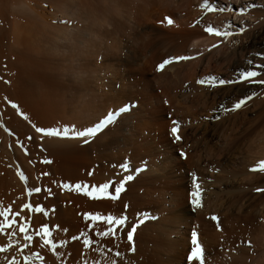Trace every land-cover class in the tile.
I'll return each instance as SVG.
<instances>
[{
	"label": "bare ground",
	"instance_id": "obj_1",
	"mask_svg": "<svg viewBox=\"0 0 264 264\" xmlns=\"http://www.w3.org/2000/svg\"><path fill=\"white\" fill-rule=\"evenodd\" d=\"M195 1H198V0H195ZM65 2L67 3L68 0ZM86 2L87 1L85 0V3ZM167 2H168V0H160L159 3L156 4V3H152V1L151 2L149 1L148 4H146L147 3L146 2V3H144V5L145 4L146 5L145 6L143 5L144 6L142 8L143 22H142L141 26L144 27V29H145L144 33L147 35V37H150V38H147L145 35H141L140 37L145 36L147 38V40L148 39L149 40L147 41V43H144L142 41V43H143L142 45H140V44L137 45L138 44L137 43L135 48H134V52H132V54L134 53L133 54L134 59L135 58L137 59L138 56H141V58L144 57V55L147 52H150L151 56L149 57L148 55H146L150 59L148 58V60L146 62H143V63L141 62L139 64L140 66L138 65L140 67V68L138 67L139 68L138 71H142V73H143L145 71V69H147V67H148V68H152L151 71L154 72L155 67H157V65L159 63H161L164 60V58H166L167 56L171 57V56H174V54L179 55V53H186V52L188 54L189 53L193 54V56L196 55L198 52L203 53L204 54L203 56L200 55L201 58L197 57L198 59H200V60H196L198 62V64H196L195 66L193 65V68H191V69L187 68V67L178 68L177 66H175V67L169 66L167 69H164L159 75H156L155 74L156 72H154L152 74L151 79L149 77L148 78L145 77V75L139 76L138 80L134 84L130 83L131 79H129V77H127L128 74H127V72H125L126 70L129 71V69H124L122 67L120 68L119 66L121 63L118 64L117 60L114 63L115 64L114 69H112V71L110 70L111 72L109 70H107L105 75H107V76H108V74L112 75V78H110V79H112L113 85H116V87H118L117 92L123 98L119 102L120 106H118L117 108H120L121 106L125 105L127 102L133 103V102L137 101L140 97V99L138 100V103H139V101L141 100V96H142V99L145 100V102L146 101L149 102L148 104H150L151 106L154 102L153 110L150 111L148 109L150 112L146 111L147 114L145 113V110H143L142 106L137 105V106H139V107H137L135 105L136 107H134V108L132 107L129 112H127L125 114L123 113L122 115H120L118 117L117 121L115 123L109 125L107 128H105L101 134L100 133L97 134V135L100 134L98 137L101 138L105 134L107 135V133L110 132L112 129L114 130V128H115V130H117V126L119 125V123H121V122H122V124L124 123V127H123L124 133L127 134V136L125 137V134H124V136H122V143L124 145L121 146V144H119L120 147L118 148V153H117V156L115 158L110 154V151H112V148L110 147L109 144L104 145V146H102L100 144H95V145H91V146L88 145V146L82 148L81 156L79 157V159H80L79 162L81 161V166H80L79 170H82L84 172L80 173V171H79L76 173L67 165L64 164L61 167L56 163V160L60 159V157H62L61 156L62 152L63 153L66 152L67 154L70 153L69 146L65 147L66 144L60 146L57 143H55V144L51 143V141H50V143H51L50 144L46 141L47 145H49L48 149L51 152L52 158L55 161V163L52 162L53 164L51 167L53 168V166H55L54 170L57 169V171L62 172L61 175H59L57 173V171L55 170L56 172L54 171V174L50 172V175L47 176L48 177L47 179H49V187L53 188V192H58L59 190H61L60 188L57 187L56 184L53 183V181L72 183V184H75L76 182H88V183L103 182L104 180H106L108 178L116 176L117 173L119 172V168L114 167V165L118 166L120 163H122L126 160L130 161L131 163H134L133 167H132L133 169H136V168L143 169L141 172H139V174H137L135 176V179L133 181H130L126 185V191L122 193L120 200L117 202H108L106 204H97V203L90 201L88 198L82 197L81 195L79 196L78 194H76L74 192L72 195H74L77 198H73V200H70L67 202H66L65 197L64 198H49V200L47 199V202L49 205L48 209H49L50 214H49V217L42 216V220H43V217L46 218V222L49 223L50 229L53 230V238L55 240H59V239H68L69 240L68 245L65 248L59 250V251H62L65 253V255L63 256V260L66 262V264H83V261L85 258L88 259V264H91V261L94 258H98L100 261V264H104L105 257L117 259L118 264H187L186 256L189 254L190 247H191V242H189V240H190L189 237L191 236L189 234V230L192 228V225L194 226V228H192V229H194L199 234L198 241L203 245L204 249L206 247L205 250L208 249L207 250L208 252L211 251V252H214L215 254H217L216 251L219 248V246H221V249H223L222 247H224V249H225V248L231 247L232 245H236L235 243L238 239V238L236 239V237L241 236V235H238V234H240L241 230H244L247 233L246 229H249L250 223L248 222L247 219H246L247 223H245L244 220L242 221L238 217L235 216L234 212H236L237 210L233 209L234 207H232V206H234V204H231V202H229V201H225V203L221 202L223 200L221 194H225V192H227V190L225 191L222 188V184H223L222 181L224 179L223 177H221L220 175H216V176L213 175V176H211L210 185L209 186L207 185L208 187L205 186L206 188H208L207 192L210 191V195L212 196V198L214 200V201L210 200L213 203L211 205H208L206 213L211 212V213L216 214L217 217H220L219 218V225H220L219 228L217 227V222L213 221L211 219L212 215L211 216L209 215V217H207L208 215L199 209H198L199 214L197 213V216H195V217L191 216L189 213L191 208L189 209V198H188L189 192H188V190L193 188L192 175L189 176V174L192 173V170L194 168H196V167L199 168V166L203 163L205 165H208V167H209V164H208L209 162H207V161H209V159L212 160L211 164L215 166L214 168L219 169L220 172H225L227 174V176L225 177L226 179L230 178V180H232V184H231L232 190L234 189L235 192H236V190H240V192L242 190V192H244V195H241V197H239V198H243L244 201H246L248 199V201H247L248 204H246V203L244 204V201L242 203H239V209L238 210L243 211V209H244V212L247 214V216H245V217L248 218V217H250V214L252 215V213L256 212L257 209L260 206H262L263 212L261 214L262 215L264 214V193L256 191L257 188H264V172L254 173V172L250 171V169L248 170V168H249L248 166L246 167L248 170L247 172L246 171L240 172L239 170L243 166L240 167V165L237 164V166L240 167L239 169H237L236 163L238 162V160H237V162H236V160H235V162H234V160L232 162L231 158H230L232 156H233L232 159L238 158V156L235 153L238 151L240 145L243 142H245L247 139H249L248 137H251V132H252L253 126H254V120H247L245 117L246 112L244 113L242 111L241 114H244V115L241 116L239 113L240 116H235V118L233 117L234 118L233 124L230 123L231 126H229V127L231 129H229L228 131L231 130L230 131L231 134L230 133L224 134V132L219 131L218 126H220V124L215 125L214 128L213 127L211 128L205 124V125L201 126V128L199 130V134H196V136H194L193 133L186 134V140L189 142L193 141L195 143V145H194L193 152L188 153L186 151L187 152L186 153L187 158L181 159L182 157L180 158L179 156L176 155L177 150L174 148L173 144L171 143V140L169 139V136L167 135V133H165L166 128H164V127H165L166 122H168V121L162 122L163 121L162 117L159 118L161 115H164L166 108L161 106L160 96L157 95V93L155 91L156 87L154 88L155 85H157V86L159 85L158 87H160V83L164 84V83H162L161 80H163V82H165L166 80H169L172 77H177V78H175V81L182 80L181 81L182 84L185 81L189 80V82H190V84L188 83L189 86L194 87L193 86L194 82L192 80H193V77L197 74V69L199 66H200L199 70H202L201 73L204 75H207L208 71L213 69V68H216L217 71L222 70L223 69L222 64H225V66L228 68L233 66L235 69H239V67L243 65V63H242L243 60L241 59V57L243 58V56L247 59H253L254 58V60H253V64H254L255 63L254 61L256 59H258V58H255L258 56L256 54L257 53L264 54V8L257 7L254 9H248L243 16H239L235 12H228V11H225L223 13L219 12V17H220L219 19H222V24L224 25V27L227 25V23L229 21H233V22H237V23L243 22V24L247 27V31H245L242 35L230 37V38H228L227 42H225V44L230 43L231 48H229V49L233 48L234 51L236 50L238 52V53L236 52V56L238 54V59L230 60L227 56L228 54L225 51V44L223 42L220 43L219 47L212 48V45L220 42L222 40V38L209 36L207 33H205L203 31V29H204V27L208 26L209 24L204 23V22H196V20L190 21L191 18H188V16L186 17V14L190 15L189 12L184 15V17H186V18L183 17V19H179L176 21L174 20L175 21L174 26H169V25H167L166 22L162 24L161 21L163 20V18L165 16L171 17V16H174V14H175L174 10L176 9V7L174 8V10L170 9L171 6H169V3L166 4ZM170 2H171V0H170ZM74 3H72V4H74ZM81 3H83V2H81ZM215 3H218L220 6H221V3H225V6H231L234 9H237L240 6H247L248 4H252V3H255L257 5H264V0H217V2H215ZM69 4H71V3H69ZM69 4H68V6H69ZM175 6H177V5H175ZM173 7H174V5H172V8ZM0 8H1L0 14H2V9L11 8V10H13V11H11L10 13L13 14V12H15V13L17 12V15H20V14H18V11H19V13L21 11L23 14H25V17H26L24 19H23V16H21V18L19 17L21 19V21H20V19L16 18L15 15H12L13 18L10 16L13 20H12L11 25H10V23H7V24H9V25H7V27L12 26V30L10 28L9 29L12 31V34L10 32V35H13L12 37H13L14 42H12L10 40V42H12L13 45L11 43H9L10 45L8 47H10V49H11V46H15L14 48L16 49V48H19L21 46V47H23V51L12 52L14 50L13 49L10 53V50L8 48L7 51L9 53L8 54L9 56L5 57V59H3L2 54L6 55L7 51L5 53H3V51H4L3 46L8 45V44H5L6 39H5V36H3V35H6L7 29H4V28L2 29L5 32L4 33L2 31L3 35L1 33V30H0V90L3 91L4 87L6 88L5 93H3L4 95L2 94V92L0 94H2L7 100H10L11 98H12L11 100H13V98L16 96L15 95L13 96L12 93H14V91L16 90V87L11 84L12 81L14 82V80H12V78L16 77V80L18 81L19 80L18 77H22L19 75L15 76L14 75L15 71L13 69L14 68H15V70L19 69L20 75L21 74L24 76L26 75V68H24V67H25V65H27L26 62H28V64H29L28 60L30 58H28V60H27V57H28L27 55H28V52L31 51L30 48H32L30 44H31L33 36H34L33 28H34L36 22L39 23V25L40 24L41 25H46V24L48 25L47 22L50 20L52 13L50 12V9L45 8V6L42 4V0H41V2H40V0H0ZM67 8H69V7H67ZM70 8H71V6H70ZM65 10H67V9H65ZM115 11H116V9H115ZM5 12H6V10L5 11L3 10V14ZM185 12H187V11H185ZM22 13H21V15H22ZM135 13H136V10H135ZM213 13L214 12H211V16L213 15ZM3 14L0 15L1 16L0 17V26L1 27H2V23H5V21H4L5 17H3ZM54 15H56V14H54ZM69 15H71V14H69ZM140 15L141 14H139V17L142 18ZM73 16H75V15L73 14ZM137 16H138V13H137ZM2 17H3L4 22L1 21ZM186 19H188V20H186ZM137 21H140V20H137ZM6 22H11V21H6ZM130 23H132V22H130ZM138 23L136 22L135 24L137 25ZM130 26H132V24ZM137 26H140V24H138ZM72 28H73V26H72ZM129 28L130 27H128V30H130ZM134 28L137 29V27H134ZM132 29H133V27H132ZM249 30H250V32H249ZM130 31H132V30H130ZM132 32L134 33L135 30ZM136 34H140V32L136 33ZM130 35H133V34H130ZM130 35H128V36L131 38ZM134 36H136V35L134 34ZM6 37H8L10 39L9 36L6 35ZM137 37H138V35H137ZM137 37H136V39H137ZM145 37H143V39ZM132 38L135 39L134 37H132ZM68 41H69V39H68ZM130 41H131L130 43L131 44L133 43L134 45L136 42L140 43L139 40L138 41L130 40ZM131 49H133V48H131ZM209 49H211V51H209ZM233 50H231L230 52H232ZM129 51L131 52L130 49H129ZM206 51H208L207 54H206ZM227 52H229V51H227ZM194 53H196V54H194ZM205 54H206V56H205ZM116 55H117V52H116ZM178 55H175V56H178ZM190 56H192V55H190ZM232 56H234V54H232ZM236 56L234 58H236ZM116 58H117V56H116ZM143 59H145V58H143ZM134 61H133V63L136 62V61L135 62ZM131 63H132V61H131ZM213 64H215V65H213ZM126 65L127 64H125L124 67ZM136 65H137V63L134 64V67ZM122 66H123V64H122ZM130 67L131 66H129V68ZM31 69H33V68H31ZM245 69H247V68H245ZM12 70L14 71V73L12 72ZM92 70H94V69H92ZM131 70L132 69H130V72H131ZM27 72H28V70H27ZM16 73L18 74L19 72L16 71ZM33 73H35V72H33ZM225 75H227V74H225ZM58 77H59V75H58ZM98 78H96L97 81L99 80ZM136 78H137V76H136ZM104 79H107V78H104ZM21 80L22 79H20V82H21ZM8 81H10V83H8ZM17 81H15L14 83H16ZM93 81H94V79H93ZM17 83H19V82H17ZM196 84H198V83H196ZM17 85L18 84H16V86ZM110 85H112V84H110ZM12 86H14L15 89H14V87L12 88ZM242 86H243V84H242ZM26 87L27 86H25V88L23 87L22 89L19 88V89H21L20 92H22V93H20V94H22V95H20L21 97L24 96L25 98H27V95H25V92L28 88L26 89ZM30 88H31V86H30ZM30 88L28 90H31ZM201 88L202 87H198V90H201ZM83 89H85V88H83ZM138 89H139V91H138ZM162 89H164V88H162ZM175 89H176V87H175ZM31 91H33V90H31ZM31 91H28V92H31ZM101 91H100V93H101ZM190 91H189V93H190ZM201 91H203V90H201ZM206 91H207V93H206ZM206 91H204V94L206 93L205 95H203V94L201 96L198 95V97H196V98L195 97L190 98V96H186V95H183V96L178 95V96L180 98V102H182L185 105L189 103L192 110H196L198 112L195 114L201 116V114L203 112H206L208 110L207 109L208 104H211V103H212V105L214 104L215 98H217V99L218 98H225V96H226V95L224 96V91L220 90L219 88L218 89L208 88V90H206ZM93 93H94V91H93ZM17 96H19V95H17ZM4 97H2V98H4ZM44 97H43V99H44ZM32 98H33V96H32ZM6 99L5 100L3 99V100L6 101ZM3 100H1V101H3ZM172 100L174 102L173 103V105H174V104H176V100H178V99L176 97H174V99H172ZM252 100L249 102H252ZM29 101H30V99H29ZM263 102L261 99L259 105H262L261 103H263ZM252 103H250V104H252ZM258 103H259V101H258ZM255 104H257V102ZM257 105H254V106H257ZM10 107H12V106H10ZM10 107H9V109H11ZM23 108L24 107H22L20 109H23ZM260 108L261 109L258 111L259 113L257 112V115H256L257 119H261V117L264 114V107H260ZM18 110H19V108H18ZM183 110H184V108H183ZM261 110H263V111H261ZM20 111H22V110H20ZM115 111H117V109ZM207 112L205 114L206 116L208 114ZM250 113H251V111H250ZM169 115L170 114H168V116ZM101 116H102V114L100 116H98L97 118L93 119L92 121H89L87 119L88 121L86 120L87 122L85 123V125L93 126L96 122L99 121ZM4 117H7V116L4 115ZM160 120H162L161 123L159 122ZM26 123H28V122L26 121ZM142 123H143V125H142ZM257 124H256V126H257ZM226 127H228V126H226ZM146 130L149 131L147 136L144 135L146 133ZM254 131H255V129L253 130V132ZM114 132H116V131H114ZM221 132H222V134L220 135L219 133H221ZM15 133H17V132H15ZM118 133H115V134H118ZM252 134H254V133H252ZM122 135H123V133H122ZM11 138H10V140H11ZM257 140H259V139H257ZM69 142H72V141L69 140ZM253 142H252V144H253ZM108 143H109V141H108ZM215 143L217 144V146L215 145L216 147L214 146V148H217L219 146V150L216 154H213L212 152L214 150H212L213 145H211V144H215ZM260 144L261 143H259V145H256V146L254 145L255 148H254V146L252 147L249 144L252 148H249L248 153L242 154V155H244L243 159L246 162H248L247 163L248 165L251 166V161L253 159L250 157L251 154H253V155H256V154L262 155L263 154L262 159H264V146H260ZM7 145H8V143H7ZM96 146H99V148L97 149L98 152H96L95 155L94 154L91 155V153L88 152V149L91 148V150L93 151ZM126 147H128V149H125ZM179 147H180V145H179ZM238 153H239V151H238ZM71 155L73 156V154H71ZM230 155H232V156H230ZM259 155H258V157H259ZM247 156L249 158H247ZM253 157H255L253 160H256V163H258V160H259V159L257 160L258 157L257 156H253ZM119 158H122V161L119 162ZM2 159L4 160V158H2ZM157 160H159L158 165L155 164V161H157ZM107 161H109L110 165H107ZM0 162H1V160H0ZM4 162H5V160H4ZM240 162H241V160H240ZM240 162H239V164H240ZM202 166H204V165H202ZM244 166H246V165H244ZM93 169H95L94 174L89 176L88 173L91 172ZM1 170H3V169H1ZM47 170L51 171L49 169H47ZM242 170H243V168H242ZM44 171H46V170H44ZM211 173H212V171H211ZM216 173H218V171ZM9 174H10V172H9ZM238 174H240L243 177V179L239 180V182L242 181L241 183L238 182L239 184H237L235 182L236 181L235 179L238 180V177H237ZM60 176H62V177H60ZM10 177H11V175L9 176V179H10ZM117 178H119V177H117ZM1 180H3V179H1ZM10 180H12V179H10ZM43 180H44V178H43ZM74 180H76V181H74ZM207 180H209V179H207ZM207 180H204V181H206V184H207ZM243 181L245 183H243ZM44 182H46V181H44ZM1 183H3V182H1ZM217 184L219 185L218 187H217ZM17 185H18V183H17ZM245 187L248 190V191L246 190L247 192L244 191ZM215 188H218V191H215L214 190ZM0 189H1V187H0ZM0 192H1V190H0ZM206 193H204V194H206ZM233 196H234V194H233ZM237 196H238V194H237ZM237 196H235L234 198H238ZM207 197H209V196H207ZM227 198L231 199L232 196L231 195L228 196V194H227ZM245 198H247V199H245ZM10 199L11 198H9L8 200L10 201ZM38 201H40V200H38ZM204 202L207 203L208 201H204ZM10 203H11V201H10ZM125 203L130 205V207L128 208V211H127V215L129 217V224L130 225L135 222V219H136L138 214L142 217H145V222L137 228V231L134 235L135 252L133 253V252L129 251V248L131 247V245L127 241L126 235H124L122 239L116 240V241H113L111 239L106 238L102 242V244L99 245L101 247H104L103 256H101L100 253H98V252H92V251H88V252L84 253V255H81V253L83 251L82 241H80V242L71 241L70 237L73 235H79L80 231L91 232L93 229H101L102 230L104 227L100 222L85 221L83 219L82 214L87 213V212L95 213L96 211H101L103 213H112V214L119 215L121 213V211L123 209V205ZM227 204H230V206L226 208ZM46 206H47V204H46ZM204 208L206 209V207H204ZM53 209H54V211H53ZM198 210H196V211L198 212ZM200 211H202L204 214L202 212L200 213ZM239 211H237L236 213H238ZM260 211H262V209ZM205 214L207 216H204ZM236 215L239 216V214H236ZM39 216H41V215H39ZM34 219H36L34 221L38 225V223L41 220V217H40V220H39L38 216H37V218L34 217ZM254 219H255V216H254ZM37 220H38V222H36ZM44 220H43V222H44ZM239 221H242L245 223L244 225L242 224L244 226L243 228H245V229H242L241 227H239L241 224L238 226V223H240ZM56 225L60 226L59 231H57L55 229L54 226H56ZM252 226L255 227V224L254 225L252 224ZM257 227L258 226L256 225V228ZM64 229L67 230V233H65L63 231ZM253 230H254V228H253ZM188 235H190V236L187 237ZM244 235H245V233H244ZM258 236L260 237V235H258ZM245 237H246V235H245ZM263 237H264V235H263ZM3 238H5V237H3ZM244 238H242V240ZM251 238H247V239H249L251 241L253 239V238L252 239ZM0 239H2V236H0ZM240 239H241V237H240ZM256 239H257V237H256ZM256 239L254 241H256ZM97 240H99V238H97ZM242 240H240V241L238 240V242H241ZM254 241H252V242H254ZM261 241H263V240H261ZM1 244H4V241H3V243L1 242ZM115 244H118L119 247L118 248L115 247ZM254 244H255V242H254ZM257 244H259V243L257 242ZM257 244L252 245V246H256ZM262 244H263V242H262ZM110 246L112 247L111 252L108 251V247H110ZM238 246H239V243H238ZM94 247H95V245H94ZM234 248H236V247H234ZM253 248L254 247L251 248V252H252ZM240 249L238 251H240ZM244 249H246V248H244ZM255 250H254V252H255ZM34 251L39 252L44 257L43 264H61V260H58L52 254V252L49 248H40L38 245H36L34 247ZM116 251H120V253H121L120 258H117L115 256ZM233 251L234 250L229 251V253H231L230 255H232ZM247 251H245V252H247ZM260 251H259V253H260ZM68 253H71V256H69ZM2 254H4V253H2ZM26 254L31 255V252L26 251ZM237 254L239 256V252ZM247 254H248V252H247ZM262 254H264V248H263V253L261 252V255ZM212 255L210 254L211 258H213ZM241 255H240V258H242ZM250 256H251V254H250ZM255 256L256 257H254V258L257 259L258 255H255ZM5 257H3V258H5ZM21 257L23 258L22 255H21ZM207 257H209V256L206 255V260H207ZM244 257H245V255L243 256V259H244ZM6 258H5V260H6ZM211 258H210V260H211ZM259 258H261V257H259ZM235 259H237V258H235ZM208 260H209V258H208ZM249 260H250V258H249ZM258 260H256V264H258V262H260L259 264H264V255L261 258V261L260 260L258 261ZM230 261H231V259H230ZM212 262L216 264V261L215 262L212 261ZM212 262H211V264H212ZM217 262H218V260H217ZM250 262L252 263L253 260ZM32 264H41V261L37 257L33 256ZM193 264H197V262H193Z\"/></svg>",
	"mask_w": 264,
	"mask_h": 264
},
{
	"label": "rangeland",
	"instance_id": "obj_2",
	"mask_svg": "<svg viewBox=\"0 0 264 264\" xmlns=\"http://www.w3.org/2000/svg\"><path fill=\"white\" fill-rule=\"evenodd\" d=\"M65 1H67V0H42V4L45 6V8L50 9V12L52 13L51 14V18L47 22L48 23V25L46 24L47 26L46 25H41V24L39 25V23L36 22V24H35V26L33 28V31L35 33L33 32L34 36H33L32 42L30 44L32 48H30V50H31L30 52L27 51L28 52L27 60H28V58H30L28 60L29 64H28V62H26L27 65H25V67H24V68H26V75L25 76L22 75V74L20 75V70L19 69L18 70H15V68L13 69L15 71V74H14L15 76L16 75L22 76V77H18L17 76L19 78L18 81L16 80V77L12 78V80H14V82L15 81L19 82V83H17V82L14 83L13 81H12L13 83L11 82V84L16 87V90L14 91V93H12L13 96L15 95L16 97H14L13 100H11L12 99L11 98L10 99L11 101L7 100L3 96L4 95L3 93H5L6 88L4 87L3 91L0 90V93L2 92V94H3V95L0 94V98H1L0 99V160H1V162H0V187H1V189H0L1 190V192H0V202H2L5 206L10 204V201H11V203L13 201H15V204H14L15 207L14 208L18 209L19 205H21L24 202H28L29 198L26 195V187H31V186H49V179H47L48 177H42L40 175H41L42 172H47L48 171L47 169L51 170V171H48L49 173L51 172V173L54 174V171L55 170L57 171V169L54 170L55 166H53V168L51 167L52 164L55 163V161L52 158L51 152L48 149L49 145H47V142L50 143V141H51V143H54V144L57 143L60 146H62L64 144H66L65 147L69 146L70 153L67 154L66 152H64V153L62 152V154H61L62 157H60V159H57L56 163L59 166H61V167L64 164L67 165L68 167H70L76 173L79 172V171H80V173L84 172L82 170H79L80 166H81V161L79 162V160H80L79 157L81 156V150H82L83 147H86L88 145L91 146V145H95V144H100L102 146L109 144L110 147L112 148V151H110V154L115 158L117 156V153H118V148L120 147L119 144H121V146L124 145L122 143V136H124L125 133H124V128H123L124 127V123L122 124V122L119 123V125L117 126V130H115V128H114V130L112 129L110 132L107 133V135L105 134L104 136H102L101 138L103 140L101 138H99L98 136L104 131L105 128L100 132L99 135H96L95 137L90 138V142L86 143V144L83 142V140H79V139H62V138H54V137H44V138H42L40 136V134L35 133L34 128L32 127L33 124H35L37 126H41V127H61V128L64 127V126H75L77 128L82 129V127L88 126V125H85V123L88 120L92 121L93 119L97 118L101 114H102V116H101L100 119H102V118H104L107 115L108 112L115 111L116 109L118 110L119 108H117V107L120 106L119 102L123 98L117 92L118 91V87H116V85H113L112 79H110V78H112V75H110V74H108V76L105 75L107 70H109V71L111 70L112 71V69H114V67H115L114 63L116 62V60L118 61V64L121 63L120 66H119L120 68L122 67L124 69H129V71L126 70L125 72H127V74H128L127 77H129V79H131L130 80L131 84H134L138 80L139 76H141V75H145V77H147V78L149 77L151 79L152 78V74L154 72H156L155 73L156 75H159L163 71V70L162 71H157V67H155L154 72L151 71L152 68H148V67H147V69H145V71L143 73H142V71H138V69L140 68L139 64L141 62L142 63L146 62L148 60V58L151 56V54H150V52H147L144 55V57L141 58V56H138L137 59L136 58L134 59V55H133L134 53L132 54V52H134V48H135L137 43H138L137 45H139V44L142 45L143 44L142 41L144 43H147V41L149 40V39L147 40V38H150V37H147V35L144 33V31H145L144 27L141 26V24L143 22L142 8L146 4H148L149 1L150 2L152 1V3L158 4L160 0H86L87 1L86 3H85V0H68V2L71 3V4H69L68 2L66 3ZM80 1L83 2V3H81ZM212 1L213 2H217V0H210V2H212ZM40 2H41V0H40ZM72 3H74V4H72ZM144 3H146V4L144 5ZM168 3H169V6H171L170 9L174 10V8L176 7V9L174 10L175 11L174 16H171V18H173L175 21L179 20V19H183L184 15L189 12L191 16L189 14H186V17L188 16V18H191L190 21L191 20H194V21L196 20V22H204V23H207V24L212 25V26L217 27V28L220 27V29L223 30L224 25L222 24V19H219L220 18L219 17V12H214L213 15L211 16V13L209 14L208 12H206L204 9H202L200 7V5L203 3V0H198V1H195V0H182V1L181 0H175V1L171 0V2H170V0H168V2L166 4H168ZM68 4H69V6H68ZM172 5H174L173 8H172ZM175 5H177V6H175ZM70 6H71V8H70ZM221 6H225V3H221ZM67 7H69V8H67ZM65 9H67V10H65ZM115 9H116V11H115ZM3 10L4 11L6 10V12L4 14H3ZM135 10H136V13H135ZM11 11H13V10H11V8L2 9V14H3V17H5L4 21H5L6 24L2 23V27L0 26V30H1V33L3 35L4 31L2 29L3 28L7 29L6 30V35L10 37V39H9L8 37H6V35H3V36H5V39H6L5 44H8V45L3 46V50H4L3 53H5L8 48L10 50V53H11V51L13 49L14 50L12 52L23 51V47H21V46L19 48H16V49L14 48L15 46H11V49H10V47H8L10 45L9 43L12 44V42H14V41H13V37H12L13 35H10V32L12 34V31H11L12 30V26L7 27V25H9L7 23H10V25H11L12 20H13L12 19L13 18L12 15H15L16 18H18V19H20L21 16H23V19L26 18L25 14H23L21 11H20V13L18 11V14H20V15H17V12L16 13L13 12V14H12V13H10ZM185 11H187V12H185ZM21 13H22V15H21ZM137 13H138V16H137ZM2 14H0V15H2ZM54 14H56V15H54ZM69 14H71L72 16L69 15ZM73 14L75 16H73ZM139 14H141L140 16L142 18L139 17ZM3 17L1 19V21H3ZM186 17H184V18H186ZM136 19L140 20V21H137ZM186 20H188V19H186ZM6 21H11V22H6ZM20 21H21V19H20ZM130 22H132V23H130ZM134 22L135 23L139 22L138 24H140V26H137L138 24L136 25ZM131 24H132V26H130ZM72 26H73V28H72ZM128 27H130L129 29L132 30V31L135 30V32L133 33L132 31L128 30ZM132 27H133L134 30L132 29ZM134 27H137V29L134 28ZM138 31L140 32V34H136V33H139ZM249 32H250V30H249ZM130 34H133V35H130ZM134 34L136 36H134ZM128 35H130L131 38ZM137 35H138V37H137ZM141 35H145L147 38L145 36L140 37ZM132 37H134L135 39H133ZM136 37H137V39H136ZM143 37H145L144 38L145 40L143 39ZM68 39H69V41H68ZM10 40L12 42H10ZM130 40H135V41L139 40L140 43L136 42L135 45H134L133 43L132 44L130 43L131 42ZM225 42H227V41H224L223 43L225 44ZM131 48H133V49H131ZM229 48H231L230 43L229 44H225V51L228 54L227 55L228 58L230 60L238 59V54L236 56V52L237 51L236 50L234 51L233 48L232 49H229ZM129 49L131 50V52L129 51ZM231 50H233L232 51L233 53L230 52ZM115 51L117 52V55H116ZM227 51H229V52H227ZM207 52L208 51H206V54H207ZM186 53H179V55H189V56L192 55L193 56V54H190V53L186 54ZM8 54H9L8 51L6 52V55L2 54L3 59H5V57H8L9 56ZM194 54H196V53H194ZM197 54L194 55L196 57L195 59H192V60H189V61H182V62H178V63L174 62L173 64L166 66L165 69H167L169 66H174V67L177 66L178 68L187 67V68L191 69V68H193V65L195 66L196 64H198V62L196 60H200L198 58H201L200 55H197ZM206 54H205V56H206ZM232 54H234V56H232ZM146 55H148L149 57L146 56ZM175 55H178V54H174V56ZM203 55H201V56H203ZM116 56H117V58H116ZM235 56H236V58H234ZM171 57H173V56H171ZM143 58H145V59H143ZM166 58H169V56H167ZM166 58H164V59H166ZM244 58H245L244 56H243V58L241 57V59L243 61L240 59L242 61L243 65L240 66L239 69H235L233 66L229 67L230 68L229 69L228 67L225 66V64H222L223 65V69L222 70H218L217 71L216 68H213V69L208 71L207 75H204V74L201 73L202 70H199V68H200V66H199L198 69H197V74L198 75L196 74L193 77V80L191 79L194 82V85H193L194 87L189 86V84H190L189 80L185 81L183 84L181 83L182 80L175 81V78H177V77H172L169 80H166L165 82H163V80H161L162 83H164V84L160 83V87H158L159 85L158 86L157 85L154 86V88L156 87L155 91H156L157 95L160 96V104H161V106L166 108V111H165L164 115H161L159 117V118L162 117L163 121L160 120L159 122L161 123V121L162 122L168 121V122H166L165 127H164V128H166V130H165L166 132L165 133H167V135L169 136V139L171 140V143L173 144L174 148L177 150L176 151V155L179 156L180 158H181V156H180L179 153L181 152V150H183L185 153H187V152L188 153H192L193 150H194L195 143L193 141H192L193 143L187 141L186 140V134L193 133L194 136H196V134H199V130H200L201 126H203L205 124L208 125L211 128L212 127L214 128L215 125L220 124V126H218L219 131L224 132V134H227V133L231 134V132H230L231 130L228 131L229 129H231L229 126H231V124H233L235 116L244 115V114H241V112L243 111L244 113L246 112L245 113V117H246L247 120H254L253 130L255 129V131L253 132V130H252L251 137H248L249 139H247L245 142H243L240 145V147H239L240 150L238 149L239 153H238V151L235 153L238 156V158L232 159L233 158L232 155H230V156H232L230 158H231L232 162H233V160H234V162H235V160H236V162L238 160V162L236 163V166H237V164L240 165V167L243 166L242 167L243 170H242V168L237 166V169L240 168V170H239L240 172L241 171H246L247 172L249 169H251L253 166H255L257 164L256 160H253L255 158L253 156H257L258 157L259 154H256V155H253V154L250 155L249 154L250 157L253 158L252 161H251V166L253 165L252 167L250 165H248L247 164L248 162H246L243 159L244 155H242V154L248 153L249 148H252L254 145L255 146L259 145V143H261L260 146H264V137H263L264 136V131H263L264 130V119H263L264 118V114L261 117V119H257V116H256L257 112L261 109L260 107H264L263 106L264 105V102H263L264 101V85L248 84L247 82H243V83L229 84V86L228 85H224V86H221V87L219 85L213 87V86H210V85L207 86V84H205L207 86L206 87L205 85H201L200 86V84L199 85L196 84V81L198 79H203L205 76H215L217 78V80H219L221 78H223V79H233V80L236 79V73H237L238 70L245 69V68L249 67L248 64H247V61L249 59H247V58L244 59ZM255 58H258V59H256L254 61L255 62L254 64H256V63H264V61L261 60L260 56L259 57L257 56ZM251 60L253 61L254 58L251 59ZM131 61H132V63H131ZM133 61L135 63H133ZM124 63L127 64L125 67H124V65H125ZM136 63H137V65H136L137 67L135 66L136 67L135 68L134 64H136ZM122 64H123V66H122ZM213 65H215V64H213ZM129 66H131V67L129 68ZM31 68H33V69H31ZM92 69H94V70H92ZM130 69H132L131 72H130ZM13 70H12V72L14 73ZM27 70H28V72H27ZM16 71L19 72V73L17 74ZM33 72H35V73H33ZM225 74H227V75H225ZM58 75H59V77H58ZM136 76H137V78H136ZM96 78H98L99 80L97 81ZM104 78H107V79H104ZM20 79H22L21 82H20ZM93 79H94V81H93ZM257 79H264V75H261L260 77H257ZM16 84H18V85L16 86ZM110 84H112V85H110ZM242 84H243V86H242ZM14 86H12V88ZM25 86H27L26 89L27 88L29 89L30 86H31L30 89L33 90V91L28 90V89L26 90L25 95H27V98H25L24 96L23 97L20 96V95H22V94H20V93H22V92H20V90L23 87L25 88ZM174 86L176 87V89H175ZM15 87H14V89H15ZM198 87H202L203 89L201 88V90H203V91L198 90ZM19 88H21V89H19ZM83 88H85V89H83ZM162 88H164V89H162ZM208 88H210V89L211 88H214V89L215 88L216 89L219 88L220 90L224 91V96L225 95L226 96H225V98H218V99L215 98V102H214L213 105H212V103L208 104V108H207L208 112L206 111L208 113L207 116L205 115L206 112H203L201 114V116L196 115L195 113H198V112L196 110H192V108H191L189 103L185 105L182 102H180V98H179L180 95H182V96L186 95V96H190V98H194V97L196 98V97H198V95H200V96L202 94L205 95L207 93L206 90H208ZM92 90L94 91V93H93ZM28 91H31L32 93L28 92ZM100 91H101V93H100ZM138 91H139V89H138ZM189 91H190V93H189ZM204 91H206L205 94H204ZM252 92H256L257 93V95L253 97V100H252L253 103L249 102V101H251V100H249L248 101L249 103L247 102L246 105L242 106L239 110L225 112L223 110V108L221 107V105H223L225 107H231L239 99L243 98L245 95L251 94ZM17 95H19V96H17ZM31 95L33 96V98H32ZM1 96L4 97V98H2ZM43 97H44V99H43ZM174 97H176L178 100H176V104L173 105L174 102H173L172 99H174ZM3 99L4 100L6 99V101H4ZM29 99H30V101H29ZM139 99H140V97H139ZM261 99H262L263 103H261L262 105H259ZM1 100H3V101H1ZM138 100L133 102V103L132 102H127L125 105H128V104L133 105V108L136 107L137 105L142 106L143 110H145V113H146V111L150 112V111L153 110L154 102H153V104L151 106L150 104H148L149 102H147V101L145 102V100L142 99V96H141V100H140L141 102L139 101V103H138ZM257 100L259 101V103H258ZM165 101H167V103H165ZM12 102L16 103L19 106V110L18 109H13L12 107H10ZM256 102H257V104L259 106L257 104H255ZM250 103H252V104H250ZM254 105H257V106H254ZM139 106H137V107H139ZM148 106L149 107L151 106L152 108L150 107L151 108L150 109ZM9 107L11 109H9ZM22 107H24L23 108L24 110L20 109ZM183 108H184V110H183ZM20 110H22V111H20ZM250 111H251V113H250ZM261 111H263V110H261ZM239 113H240V115H239ZM168 114H170V115L168 116ZM4 115L7 116V117H4ZM23 115H27L28 117H30V119L29 120L23 119ZM216 117H219V119H216ZM173 120H176V121L179 122V129H180L179 130V135L182 137V139L179 142H176L174 140L173 136H172V133H170L171 132V128L173 127V124H172ZM26 121L28 123H26ZM256 124H257V126H256ZM142 125H143V123H142ZM226 126H228V127H226ZM147 130H146V133L144 132L145 136H147L148 133H149V131H147ZM114 131H116V132H114ZM15 132H17V133H15ZM222 132L219 133V134L221 135ZM115 133H118V134H115ZM122 133H123V135H122ZM252 133H254V134H252ZM29 136L33 137V139L31 141L28 140ZM126 136H127V134H125V137ZM10 138H11L12 141L10 140ZM257 139H259V140H257ZM69 140L72 141V142H69ZM108 141H109V143H108ZM251 141L252 142L254 141L253 144H252ZM7 143H8V145H7ZM249 144L250 145L252 144L251 145L252 147ZM179 145H180V147H179ZM211 145H213L212 150H214L213 152L212 151L211 152L213 154H216L218 152V150H219V146L217 148H214V146L215 145L217 146V144L215 143V144H211ZM255 146H254V148H255ZM98 148H99V146H96L93 151L91 150V148H89L88 152L91 153V155L92 154L95 155V153L98 152L97 151ZM25 149L28 150L27 153L25 152ZM125 149H128V147H126ZM71 154H73V156ZM260 155H259L258 158L256 157L257 160L259 159L258 162L260 160H264V159H262L263 158L262 157L263 154L261 156ZM1 157L4 158L5 162H4V160ZM247 158H249V157L247 156ZM43 159H47V160L51 161V163H49V164L40 163V161L43 160ZM181 159H183V158H181ZM239 159L241 160V162H240ZM30 161H31V163H30ZM120 161H122V158H119V162ZM207 162H209L208 163L209 167H208V165H205L203 163V164H201L199 166V168H197V167L194 168L195 170L193 169L192 173L189 172L190 173L189 176L192 175V177H193V174H195V176L198 177L199 183H200L201 188L203 190V196H202V205L203 206L201 207V209L200 208H196V209L193 208V206H192V204L190 202L191 201V197L189 195L191 190H192V188L188 190V192H189L188 193V196H189L188 197L189 198V209L191 208L190 211H189L190 215L193 216V217L197 216V213L199 214V210H202L204 213H206L208 205H211L213 203V202H211L213 200V198L210 195V191L207 192L208 188H206V187H208L210 185L211 176H213V175L214 176L220 175L221 177L224 178L223 181H222L223 182L222 188L225 191L227 190V192H225V194H221L222 195V199H223L221 202L225 203V201H229V202H231V204H234V206H232V207H234L233 209L239 211L238 210L239 209V203H242L244 201L243 198H239V197H241V195H244V192H242V190H241V192L243 193L242 194L240 192V190H236V192H235L234 189L232 190V187H231L232 180H230V178L229 179L225 178L227 176V174L225 172H220L219 169H218V173H216L217 169L214 168L215 166L211 164L212 160L209 159V161H207ZM239 162H240V164H239ZM133 164L134 163H131L132 167H133ZM155 164L158 165L159 164V160L155 161ZM107 165H110L109 161H107ZM202 165H204V166H202ZM244 165H246V166H244ZM247 166L249 167L248 170L246 168ZM1 169H3V170H1ZM44 170H46V171H44ZM21 171L24 172V174L28 178L27 185L25 184L24 181L20 180V178H19V176L17 174L18 172H21ZM211 171H212V173H211ZM9 172H10V174H9ZM57 173L59 175H61L62 172L57 171ZM254 173H256V172H254ZM240 174H238V176H237L238 180L237 179H235L236 181L234 180L237 184L242 182V181L239 182L240 179H243V177ZM10 175H11L10 179H12V180L9 179ZM60 177H62V176H60ZM43 178H44V180H43ZM1 179H3L4 181L1 180ZM207 179H209V180H207ZM204 180H207V184H206V181H204ZM44 181H46L47 183L44 182ZM74 181H76V180H74ZM1 182H3V183H1ZM17 183H18V185H17ZM243 183H245V182L243 181ZM218 186L219 185L217 184V187ZM214 190L218 191V188H215ZM246 190L247 189L245 187L244 191L247 192L248 190L247 191ZM204 193H206V194H204ZM226 193L228 194V196L231 195L232 198L231 199L227 198V194ZM70 194L72 195L73 192H69L67 190H63V191L59 190L58 192H54V195L51 198H64L65 197L66 202L70 201V200H73V198H77L74 195L71 196ZM233 194H234V196H233ZM237 194H238V196H237ZM207 196H209V197H207ZM235 196H237L238 198H234ZM9 198H11L10 201L8 200ZM245 199H247V198H245ZM31 200L34 203L37 202L38 200L43 201V193L40 194L39 196H33L31 198ZM204 201H208L207 202L208 204L206 202H204ZM247 201H248V199L246 201H244V204L245 203L248 204ZM43 202L45 204H47V207L49 206L47 200L43 201ZM229 206H230V204H227L226 208L229 207ZM204 207H206V209ZM260 208L262 209V211H260L261 210ZM196 210H198V212ZM202 211H200V213ZM236 212H234L236 217H238L242 221L244 220L245 223H247V220L250 223L249 229H246L248 234L244 230H241V232L239 231L240 234H238V235H241V236L236 237V239L238 238L236 243H235L236 245H232L231 246L232 248L228 247L229 249L231 248L230 249L231 251L234 250L232 252V255H230L231 253H229L230 250L228 248L224 249V247H222L224 249L223 250V249H221V246H219V248L217 249V251L218 250L219 251L218 252L216 251V253L218 254L217 255L214 252H211V251L208 252L207 251L208 249L205 250L206 249V247H205V249H204L206 251L205 255L209 256V257H207V260H206L207 263L206 264H208V263L211 264L212 261H214V262L216 261V264H250L251 263L250 261H252V260H253V262L251 264H254V263L256 264V260L259 259L261 261V258L264 255V254L261 255V252L263 253V248H264V237H263V235H264V217H263L264 214L263 215L261 214L263 212L262 206H260L257 209V211H256L257 213L254 212L255 214L254 213H252V215L250 214V217H248L249 219L245 217V216H247V214L244 212V209H243V211L241 210L238 213H236ZM206 214L204 216H207V217H209V215L210 216L211 215L217 216L216 214L211 213V212L210 213H206ZM236 214H239V216L236 215ZM39 215H41V216H39ZM37 216L39 217V220H40V217H41V220L38 223V225L41 222H43L44 219H45L44 222H46V218L43 217V220H42V216H43L42 214H37V215L34 214L33 218L34 217L37 218ZM254 216H255V219H254ZM219 218L220 217H218V219ZM34 220H36V219H34ZM242 221H239L240 223H238V226L241 224L239 227H241L242 229H245V228H243L244 227L243 225L245 223L242 222ZM36 222H38V220ZM251 223L253 225L255 224V227L252 226ZM256 225L258 226L257 228H256ZM192 228H194L193 225H192ZM253 228H254V230H253ZM191 229L189 230V234L190 235H191V231L194 230V229H192V230ZM244 233H245L247 238H251V237L253 238L255 236L254 238L256 239V237H257L256 241L259 244H257L256 241H254L255 240L254 238L253 239L251 238L252 239L251 241L249 239H247L245 237ZM190 235H188L187 237H189ZM258 235H260V237ZM198 236H199V234H198ZM190 237H189V239H190L189 242H191V238ZM240 237H241V239H240ZM242 238H244V239L242 240ZM238 240L239 241L242 240V241L238 242ZM261 240H263V241H261ZM3 241H4V244H6L7 238L6 237L5 238L2 237V239H0V244H1V242L3 243ZM249 241L251 242V247L248 246V242ZM252 241H254L255 244H257L259 247L257 245L256 246H252V245H255L254 242H252ZM237 242L239 243V246H238ZM262 242H263V244H262ZM234 247H236V248H234ZM252 247H254L256 250L253 248L252 252H251V248ZM244 248H246V249H244ZM239 249H240V251H238ZM254 250H255V252H254ZM245 251H247L248 254ZM259 251H260V253H259ZM238 252H239V256L237 254ZM210 254L211 255L213 254L212 255L213 258H211ZM243 254L245 255L244 259H243V256H244ZM250 254H251L252 257L250 256ZM0 255L1 256L3 255L2 257L0 256V261H1L0 264H6V262L8 260H10L13 256L16 257V259L20 262V264H23V258L21 257V255H19V254L17 255V253L15 251H11L10 250L8 253L5 252L4 254L1 253ZM240 255L242 256V258H240ZM255 255H258L257 259L254 258V257H256ZM3 257H5L6 260ZM259 257H261V258H259ZM208 258H209V260L211 258V260L209 261ZM235 258H237V259H235ZM249 258H250V260H249ZM230 259H231V261H230ZM217 260H218V262H217ZM259 263L260 262H258V264ZM212 264H215V263L212 262Z\"/></svg>",
	"mask_w": 264,
	"mask_h": 264
},
{
	"label": "snow or ice",
	"instance_id": "obj_3",
	"mask_svg": "<svg viewBox=\"0 0 264 264\" xmlns=\"http://www.w3.org/2000/svg\"><path fill=\"white\" fill-rule=\"evenodd\" d=\"M202 9L206 12H235L239 16H243L248 9H254L257 7L264 8V5H257L255 3L248 4L247 6H240L237 9H234L231 6H220L218 3L210 2V0H203V3L200 5ZM167 23L169 26H174L175 21L169 16H165L161 23ZM203 31L209 36L222 38V40L216 44L212 45V48H217L220 46L221 42L227 41L228 38L242 35L247 31V27L243 22H233L229 21L227 25L221 30L220 28L208 25L204 27ZM211 51V49H209ZM198 55H203L199 53ZM256 55L260 56L261 60L264 61V54L257 53ZM194 56L189 55H178L164 59L161 63L157 65V71H162L166 66L173 64L174 62L178 63L181 61H189L195 59ZM247 69H240L236 73V79H219L215 76H206L203 79H198L196 83L200 85H210V86H224L234 83H243L247 82L248 84H257L264 85V79H257L261 75H264V63L253 64V61L249 59L247 61ZM10 83V81H8ZM256 92H252L249 95H245L243 98L235 102L231 107H225L221 105L225 112L239 110L242 106H245L249 100H252L256 96ZM167 103V101H165ZM12 108L18 109L19 106L16 103L11 104ZM133 105H124L121 106L117 111H110L107 115L96 122L93 126H86L82 129L75 126H64V127H41L35 124L32 125L35 133L40 134L42 138L44 137H54L62 139H79L83 142L89 143L90 138L95 137L100 133L104 128L115 123L120 115L127 113L131 110ZM23 119L29 120L30 117L23 115ZM219 119V117H216ZM173 127L171 128V133L176 142H179L182 137L179 135V122L176 120L172 121ZM33 137L29 136L28 140L31 141ZM27 149L25 152L27 153ZM182 158H187L186 153L181 150L179 153ZM31 163V161H30ZM43 164H49L51 161L43 159L40 161ZM114 167L119 168V172L116 176L108 178L103 182L98 183H88V182H76L65 183L53 181L62 191L67 190L69 192H74L78 195H82L85 198H88L90 201L97 204H106L108 202H117L120 200L123 192L126 191V185L135 179V176L139 174L143 169L136 168L133 169L131 162L126 160L120 163L118 166ZM95 169L88 173L89 176L94 174ZM218 171V169H217ZM252 172H264V160H260L254 167L250 169ZM20 180L24 181L27 185L28 178L24 172L17 173ZM50 173L42 172V177L49 176ZM119 177V178H117ZM39 178V177H38ZM193 188L190 192L191 204L194 209L201 208L202 205V196L203 190L199 183L198 177L193 174L192 177ZM257 192L264 193V188H257ZM43 193V201L51 198L54 195L53 188L49 186H31L26 187V195L29 198L28 202L22 203L19 208H14L15 201L5 206L0 202V236L6 237V244H0V253H5L15 251L17 254L23 256V264H32L33 256L37 257L41 264H43L44 257L39 253L34 251V247L38 245L40 248H49L52 254L58 259L61 260V264H66L63 260L64 252L59 251L60 249L65 248L69 240L68 239H59L55 240L53 238V230L50 229L49 223L42 222L37 225L34 221V214H42L44 217H49V209L43 201L32 202L31 198L33 196H39ZM129 204L125 203L123 209L119 215L112 213H103L101 211L87 212L83 213V219L85 221L91 222H100L104 227L103 229H93L89 231H80L79 235H73L70 237L71 241H82V253L88 251L98 252L101 256L104 254V247L99 246L107 238L113 241L120 240L126 235L127 241L130 243L131 247L129 248L130 252H135L134 245V235L137 231V228L145 222V217L137 215L135 222L131 225L129 224V217L127 215ZM54 211V209H53ZM211 219L217 222V227L219 228V219L217 216L212 215ZM57 231L60 230V226H54ZM67 233V230H63ZM99 238V240H97ZM95 245V247H94ZM248 246L251 247V242H248ZM115 247H119L118 244H115ZM31 252V255L26 254ZM108 251H112V247H108ZM71 256V253H68ZM115 256L117 258L121 257L120 251H116ZM187 264H206V255L205 250L202 244L198 241V233L193 230L191 232V247L190 252L186 256ZM6 264H20V262L13 256ZM83 264H88V259L85 258ZM91 264H100L98 258H94L91 261ZM104 264H118V260L115 258L105 257Z\"/></svg>",
	"mask_w": 264,
	"mask_h": 264
}]
</instances>
